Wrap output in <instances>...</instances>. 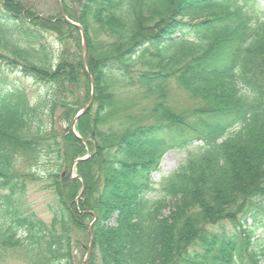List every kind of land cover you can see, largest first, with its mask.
Returning a JSON list of instances; mask_svg holds the SVG:
<instances>
[{
    "label": "trees",
    "instance_id": "obj_1",
    "mask_svg": "<svg viewBox=\"0 0 264 264\" xmlns=\"http://www.w3.org/2000/svg\"><path fill=\"white\" fill-rule=\"evenodd\" d=\"M54 1L0 0V264H79L94 218L89 264H264V0H60L86 68ZM205 4L227 11L174 18ZM34 184L49 222L19 204Z\"/></svg>",
    "mask_w": 264,
    "mask_h": 264
},
{
    "label": "rangeland",
    "instance_id": "obj_2",
    "mask_svg": "<svg viewBox=\"0 0 264 264\" xmlns=\"http://www.w3.org/2000/svg\"><path fill=\"white\" fill-rule=\"evenodd\" d=\"M25 2L29 3L38 14L41 16L45 15H51L55 8V1L54 0H24ZM211 5L205 4L200 5L199 7L195 8L194 10L189 11L184 16H175V20L179 22H185L189 23L191 25H195V23L202 22L206 19H212L216 18L217 16L223 14L227 10L222 9L221 11H215L213 8H211ZM186 13V12H184ZM76 23V22H75ZM79 25L78 23H76ZM80 26V25H79ZM81 27V26H80ZM82 29V28H81ZM83 32V30H82ZM81 35V33H80ZM85 35V34H84ZM86 41V40H85ZM87 51V50H86ZM7 80H9V85L12 86H24L26 90L29 92V96L34 98V95H36L40 89L35 84L32 85L30 82L26 81L23 78H20L18 75H13V73L8 74ZM73 122V121H72ZM76 125V124H75ZM75 130V127H74ZM197 144H194L188 148V150L180 149V150H169L166 153H163L160 156V165L158 167V171L152 175V181L156 185H158L159 180H161L164 177H167L170 173L174 172L180 164L185 161V157L187 154L190 153H197L199 151V148L196 147ZM88 145H86V148ZM85 148L86 155L83 157H86L87 149ZM83 157H80L78 159H81ZM75 174V173H74ZM157 187V186H156ZM19 204L23 207H30L32 210H34L37 214V216L41 217L44 221L49 222L50 218L46 213L45 207L50 202L51 196L48 192L42 190L40 188V185H28L26 190L20 193L19 195ZM78 197V196H77ZM159 195L157 192H153L148 194L147 199L155 200L158 199ZM79 200V199H78ZM168 210H164L163 213L167 214ZM95 220V219H94ZM94 220L90 223L94 225ZM89 224V225H90ZM88 225V226H89ZM256 235L259 236L260 234L264 235V228L259 229ZM81 247L80 250H77L78 252V258H79V264H83V260L86 254V249L88 247L89 241L87 239V233H80L79 234ZM94 251V249H93Z\"/></svg>",
    "mask_w": 264,
    "mask_h": 264
},
{
    "label": "water",
    "instance_id": "obj_3",
    "mask_svg": "<svg viewBox=\"0 0 264 264\" xmlns=\"http://www.w3.org/2000/svg\"><path fill=\"white\" fill-rule=\"evenodd\" d=\"M57 1H59V0H57ZM60 2V1H59ZM60 12H61V16H62V18H63V20H65L66 22H68V23H70L71 25H73V26H75L77 29H78V31H79V33H81V37H82V44H83V47H82V55H83V57H82V65L85 67L86 65H85V58H86V50H87V43L85 42V35H84V33L82 32V29H81V27L79 26V25H77L76 23L74 24L73 22H70L66 17H65V15H64V13L61 11V8H60ZM88 78H89V80H90V85H91V95H90V100H89V103L84 107V108H82L78 113H77V115L74 117V119L72 120L73 122H72V124H71V126H70V130H71V132H73V134L75 135V137L77 138V139H79V137H78V135L76 134V132H74V127H75V124H76V122H77V120L79 119V117H81V116H83V115H85L88 111H89V108H90V106H91V104H92V102H93V91H94V87H93V82H92V79H91V77L90 76H88ZM81 142H83L81 139H79ZM84 144H85V142H83ZM87 153H88V156L90 155V153H89V150H88V148H87ZM88 156L87 157H85V158H81V159H79V160H76L74 163H80L81 161H84V160H86L87 158H88ZM74 177V176H73ZM92 225H93V223L87 228V236H88V241H89V244H88V247H87V249H86V254H85V258H84V260H83V264H88V261H89V259L91 258V256H92V253H93V246H94V240H93V235H92Z\"/></svg>",
    "mask_w": 264,
    "mask_h": 264
}]
</instances>
